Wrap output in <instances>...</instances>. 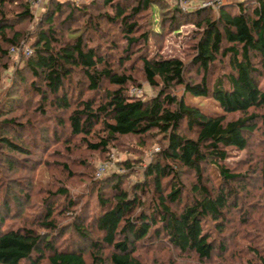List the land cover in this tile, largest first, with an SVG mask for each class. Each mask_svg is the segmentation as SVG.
Segmentation results:
<instances>
[{
    "label": "trees",
    "instance_id": "1",
    "mask_svg": "<svg viewBox=\"0 0 264 264\" xmlns=\"http://www.w3.org/2000/svg\"><path fill=\"white\" fill-rule=\"evenodd\" d=\"M93 1L50 0L32 35L31 53L0 99V156L11 168L17 161L10 154L29 155L30 147L43 150L49 140L69 145L80 138L87 149L104 151L126 135L157 139L159 149L139 180L125 185L122 175L113 172L102 183L93 182L97 207L86 224L82 215L71 222L76 238L66 248L51 239L65 229L55 222V213L68 212L73 204L62 184L49 191L30 227L0 226V264H35L44 252L50 264H143L138 250L154 243L210 262L227 246L222 233L240 191L258 186L264 192V0H236L215 13L210 7L182 11L175 6L159 31L140 32L138 17L155 5L153 0H102L111 13L87 17L98 0ZM77 14L86 17L83 29L72 24ZM32 16L29 0H0L2 69L9 66L10 47L28 34L24 25ZM182 18L198 27L190 69L180 58L150 48L151 37L162 40L160 31ZM99 20L115 27L124 43ZM225 61V72L212 78L217 63ZM193 69L198 81L186 77ZM137 73L158 89L153 96L130 95L129 87L139 84ZM187 97L211 98L220 111L208 112ZM16 111L28 117L25 122L13 117ZM32 115L55 121L49 140L46 127L37 131ZM19 128L38 132L39 141L38 136L23 138ZM259 131L263 135L255 140L254 152L251 141ZM144 143L140 139L137 144ZM233 150L246 151L236 168L226 163ZM124 164L132 167L130 161ZM62 165L67 172V164ZM17 187L0 201V225L4 212L29 200L27 186ZM56 198L67 201L66 206L53 204ZM259 259L249 264H264Z\"/></svg>",
    "mask_w": 264,
    "mask_h": 264
},
{
    "label": "rangeland",
    "instance_id": "2",
    "mask_svg": "<svg viewBox=\"0 0 264 264\" xmlns=\"http://www.w3.org/2000/svg\"><path fill=\"white\" fill-rule=\"evenodd\" d=\"M34 1L33 3V0H29L33 16L24 25L28 34L20 41V45L10 47L9 66L7 69H2V61H0V99L4 97V91L10 85L16 68L20 67L26 60V52L31 50L32 35L36 30L38 20L50 2V0ZM66 1H70L75 5H85L93 0ZM235 1L224 0L223 4L234 3ZM153 2L155 5L148 11L142 12L140 17H138L141 23L139 32L148 29L159 31V27L164 24L163 18L167 19L166 24H168L173 12L171 10L175 6L182 11L201 7L199 2L192 0H153ZM217 9L212 8L213 13ZM101 12L111 13V9L108 6H103L102 0H98L94 6L89 7L87 17L91 15L92 18H96L97 15L102 14ZM79 17L78 15V19ZM85 20L86 17L81 16V19L72 22V24L76 28L83 29L85 28ZM99 21L101 22V27L107 33L116 36L117 42H120V44L124 43V41H120L121 35L115 27L107 25L101 20ZM160 32L163 33V39L161 40L158 36H154L155 41H158V44H154V39L151 37L150 48H157L163 57H178L186 64L188 69L192 68L189 62L193 52L194 35L198 32V27L191 21H186L182 18L178 22H174L172 26L168 25V28H163ZM95 40L97 41V38ZM226 64V61L223 66H219L217 63L214 67L216 71L211 75L212 78L223 74ZM197 75L195 69H193L187 72L186 77L198 81ZM78 77L77 75L73 78ZM136 78L139 84L129 87L131 96L146 98L153 96L157 92L158 89L151 87L141 74L137 73ZM261 85L264 87V79ZM181 91L182 88L178 87L175 93L179 95ZM29 95L33 96L34 94L31 92ZM187 98L188 101L208 112L215 113L220 111L218 105L211 98ZM33 99H37V96ZM25 116L22 111H16L13 115L18 121L23 120L24 122L28 118H25ZM32 116H34L33 118L31 117L33 122L37 118L35 120V124L38 127L37 131H39V128L46 127V138L49 140L52 130L56 128L55 121L52 118L40 121L36 115ZM34 130L36 131V129ZM18 131L21 132L23 138L38 136L36 140L39 141L40 139L38 132L32 135V131H23V128H19ZM261 135L263 134L259 131L255 136L256 139L251 141L252 149L250 150L255 152V140ZM140 139L145 142L143 145L137 144ZM79 141L80 138H74L67 145V143L58 144L49 140L47 147L43 150L39 147H30L32 150L29 155L10 154L17 161L11 168L6 164L4 156H0V201L2 198L4 200L7 192L17 190L19 187H17V184H22L24 187L27 186L25 188L27 193H29V200L24 206L19 205V209L13 206L12 211L8 215L3 211L4 223L0 225L1 228L30 227L34 217L42 209L41 205H43V200L47 198L49 191H55L62 184L69 191L67 201L72 198L73 204L69 207L68 212L66 210V212L60 213L62 210L60 209L58 213H55V222L59 227L64 226L65 229L59 235L55 232L56 237L51 239L55 240V246L66 248L76 238L70 227L71 222L76 220L79 217L78 215H82L85 216L86 224L89 220L91 221V213L97 207L96 193L98 186L93 185V182H96V184L102 183V180L113 172L122 175L125 185L139 180L141 171L150 162L153 154L160 146L157 139L149 137L138 138L134 135L117 136L114 142L109 144L104 151L89 150L86 146L80 144ZM258 150L256 148V152ZM244 159H246V151L233 150L231 151V157L226 160V163L230 166H235ZM124 161H130L132 167L126 168L124 164L126 162ZM64 163L68 166L67 172L63 169L64 166L62 164ZM239 194L240 201L238 206L231 214V220H229L227 228L222 233L226 234L227 239L225 241L227 246L220 256H214L210 262L201 263L194 256H179L174 252L172 253L170 248L164 245L158 246L154 243L152 246L144 245L138 250V257L141 262L143 264H249V261L259 262V258H264V192L258 186H251L246 191H240ZM56 199L53 204L58 207H61V205L66 206L67 201ZM57 201H60V206ZM35 229L42 230L36 226ZM49 233L50 231H46L45 234L49 235ZM49 257L50 254L44 252L43 257L38 258L35 264H50ZM20 264L28 263L21 262Z\"/></svg>",
    "mask_w": 264,
    "mask_h": 264
},
{
    "label": "built area",
    "instance_id": "3",
    "mask_svg": "<svg viewBox=\"0 0 264 264\" xmlns=\"http://www.w3.org/2000/svg\"><path fill=\"white\" fill-rule=\"evenodd\" d=\"M38 1V0H36ZM35 1L33 0V3ZM201 7H212V8H218L220 7L223 3L224 0H200L199 1ZM31 53V50H27L26 55L28 56Z\"/></svg>",
    "mask_w": 264,
    "mask_h": 264
}]
</instances>
